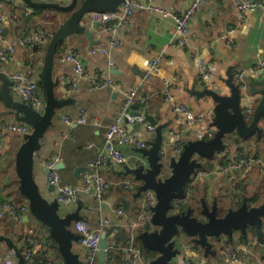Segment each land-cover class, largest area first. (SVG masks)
<instances>
[{"label": "crops", "instance_id": "1", "mask_svg": "<svg viewBox=\"0 0 264 264\" xmlns=\"http://www.w3.org/2000/svg\"><path fill=\"white\" fill-rule=\"evenodd\" d=\"M45 2H58L68 4L71 0H43ZM194 0H155V4L172 13H180L191 6ZM4 13V31L6 37H0V50L8 49L9 45H15L16 51L7 63H0V69L8 76L13 73L25 71L29 66L34 67L41 85V71L44 63L45 52L42 48L24 47L18 41L27 30H33L35 26L45 25L48 21L60 25L67 17L66 15L55 16L56 11L45 9L36 11L28 6L22 7L21 0H6ZM17 15V19L13 16ZM83 24L88 26L94 33L97 43L92 49H104L105 55L92 54L89 40L85 36H70L57 52L54 63V79L59 80L55 88L57 99H73L70 104L59 110V114L53 118L52 125L46 131L40 144L41 148L35 155L34 177L41 194L52 200L54 193L49 191L50 185L47 179L46 163L54 156H60L62 163L59 165V174L62 182L67 185H79L86 170L87 164L96 156L97 150L104 144L105 133L108 126L120 115L121 103L124 95L121 91L112 89H99L90 91L89 82L78 76L74 66L62 61L60 54L66 50L75 51L84 61L88 74H97L112 77L120 83L124 89L138 88L149 97L145 108L140 109L143 113L147 110L155 116L159 124H168L165 134L168 140L164 146L173 142L171 131H179L184 126V121L178 115L169 102H166L165 90L169 89L175 101L187 104L196 114L211 113L214 115V103L210 98L199 99L191 94L196 88L203 90L209 87L220 88L222 94H229V89L221 82L227 78L229 70L235 76L237 70L245 72L249 88L255 81L264 80V71H259V63L264 59V15L261 11L240 13L236 0H205L199 6L190 20V34L186 44H180L182 36L177 32L175 21L170 17H162L155 13L138 12L132 17L131 29L122 40V45L112 48L110 45L111 35L100 33L92 24L91 14L88 15ZM57 26V28H58ZM233 31L228 37V32ZM160 59L157 69L149 71V78L145 79L147 71L144 70V62ZM209 67L212 78H202V65ZM136 69V71H134ZM77 81L74 87L72 82ZM1 87V83H0ZM13 94L15 91L13 88ZM247 95L242 99V107L247 110L252 107L255 111L261 96ZM15 98L19 99L16 95ZM87 111L88 122L86 124H68L66 119L75 120L81 110ZM134 110L133 112H138ZM254 114V113H253ZM213 119V118H212ZM95 122V124L93 123ZM213 121L206 120L198 123L196 130L208 129ZM19 122L14 114L5 108L0 101V133L3 137V146L0 157L3 160L0 167V195L18 205H27L28 201L19 192L20 181L16 173V156L25 142L24 135L9 131L2 132V126ZM260 126L264 129V117L260 120ZM142 128V127H136ZM135 128V129H136ZM155 135L148 136V142ZM239 140L241 147L249 156L264 158V136L256 135L249 139H240L234 135L229 138L232 145ZM93 145V147H91ZM234 146L230 148L228 155L218 159L221 162L210 163L205 161L206 169L197 172L193 181L197 185L191 204L195 206L197 201L206 198L213 205L215 198L227 209L232 207L224 203L227 195H233L234 203L238 207L242 201L240 181L246 186V193L254 192L264 202V174L256 168L244 170L236 174V180L229 182L224 175L214 174L227 160L234 159ZM125 153L131 157L128 165H119L109 162L103 174L109 183V187L101 200L81 194L79 199L68 206L61 207V212L66 215L80 209V214L89 221L94 228H98L101 220L108 219L110 225L105 228L108 241L118 238L119 248L112 250L113 261L123 263L125 259V248L129 242L125 240L129 233L131 224L137 219L140 210V197H136L137 184L132 176L122 173L134 164L142 156L135 148L127 147ZM211 159V160H214ZM136 161V162H135ZM212 164V165H211ZM204 173L200 177V173ZM133 181L135 188L129 190L125 182ZM255 196V195H253ZM29 206V204H28ZM122 208L123 215H116L114 210ZM153 231V227L145 225ZM109 232V234H108ZM143 232V231H142ZM140 232L134 240L135 245H142L139 239ZM29 236L41 239L51 237L49 230L30 216V221L25 218L22 223H17L13 218L4 216L0 218V264L18 263V257L13 245L23 253L24 241ZM250 240L255 237L249 236ZM224 245L228 243V237H223ZM241 233H236L232 238L230 247L242 249ZM219 245V244H218ZM74 252L79 254L81 264L85 252L83 247L74 243ZM180 256L174 260V264H180V257H189L194 264H264V253L261 247L255 250L258 259L252 256H241L237 263H230L223 255L222 248L215 247L217 256L210 262L204 256V250L194 248L190 240L182 242L179 246ZM54 257L58 264L63 263L58 248L54 250ZM39 255L31 260L26 259V264L37 262ZM38 263V262H37Z\"/></svg>", "mask_w": 264, "mask_h": 264}, {"label": "water", "instance_id": "2", "mask_svg": "<svg viewBox=\"0 0 264 264\" xmlns=\"http://www.w3.org/2000/svg\"><path fill=\"white\" fill-rule=\"evenodd\" d=\"M123 1L71 0L68 4H60L43 0H21L22 7L28 6L36 11L51 9L56 11V17L58 15L67 17L54 31L45 51L41 71L42 88L46 99L43 112L36 111L31 102L17 100L13 94L14 82L0 69V101L19 122L26 123L32 128L31 133L24 135L25 142L16 156L19 192L29 204V213L25 216V221H30L31 216L49 230L63 259L62 264H81L80 256L73 248L81 236L71 227L73 222L84 220V217L80 214L81 208L63 215L56 200L55 187L50 186L49 191L54 195L52 200L47 199L41 194L34 177L35 155L41 148L42 138L52 125L53 118L59 114V110L73 100H60L55 96V88L59 85V80L54 79L53 73L57 50L72 35L85 36L92 50L97 41L90 28L83 24L84 19L95 12L115 11ZM6 35L4 31L2 36ZM221 82L229 89V94H222L218 86L211 88L208 85L203 90L194 88L191 91L193 96L199 99L210 98L215 104L211 124L215 129V135L210 140L189 141L179 157L168 153L167 157L162 158L161 153L165 141L168 140L164 133L168 124H159L155 116L149 114L147 110L143 113L145 122L156 128L155 136L148 142V148L137 149L147 164L136 162L134 167L127 168L122 174L133 177L138 186L136 197L153 191L157 198L156 205L151 208V226L154 229L143 231L138 236L143 248L157 254L151 264H174V260L181 254L179 246L187 239H191L204 250L205 258H215L218 253L214 247L215 241L222 240L223 237L232 239L236 233L246 235L250 230L254 231L257 243L264 253V202H256V195L249 196L243 181H240L242 201L237 208L226 209L218 198H215L211 206L206 198L201 200L200 207L179 208L175 205L177 200L185 198L189 183L198 171L205 168L206 160L216 157L223 159L228 155L231 136L236 135L242 139H249L255 135L259 138L264 136V129L260 126V120L264 117V80L253 82L248 90L249 95L261 96L251 122L246 120V110L242 107V99L247 93L236 84L231 70L228 71L227 78ZM132 109L140 108L135 106ZM128 127L130 130L133 129L132 126ZM228 199L235 201L233 195H227L226 201ZM13 247L18 257L17 264H26L21 250L14 245ZM108 247V237L104 232L99 253L101 264H106Z\"/></svg>", "mask_w": 264, "mask_h": 264}, {"label": "built area", "instance_id": "3", "mask_svg": "<svg viewBox=\"0 0 264 264\" xmlns=\"http://www.w3.org/2000/svg\"><path fill=\"white\" fill-rule=\"evenodd\" d=\"M64 1V0H60ZM6 0H0V37L4 32V22L6 15L4 13ZM155 0H124L119 8L112 12L104 13H92L91 20L100 33H109L111 35L110 45L112 48H118L122 45V40L127 36L131 29L132 17L138 12L155 13L162 17H170L175 21L177 32L181 34L182 40L180 44H186L187 37L190 34V20L193 17L196 10L202 5L205 0H194L190 7L180 13L168 12L155 3ZM237 8L239 12H254L261 11L264 15V0H236ZM17 19V15L13 16ZM233 31L228 32V37ZM50 40L38 31H32L31 33H24L19 38V45L24 47H36L42 48L46 51ZM16 51L15 45H9L8 49L0 50V63H7L12 55ZM91 53L105 55L107 53L104 49H92ZM62 61L70 63L74 66L75 71L79 77L87 79L89 82L90 91L99 89H112L121 91L124 95V99L121 103L120 115L115 121L108 126L105 133L104 144L97 150L96 156L87 164L84 176L79 185H67L62 182V178L59 174V165L62 163L60 156H54L46 163L47 179L50 186L55 187L56 200L61 207L68 206L75 203L81 194L88 197H94L101 200L104 193L109 187V183L103 174V170L109 162H113L119 165H128L131 161V157L125 153V149H145L148 148V136L155 135V127L146 123L143 116V112L140 110L144 108L149 100V97L143 94L140 89L133 88L126 90L112 77H105L104 75H90L86 71V65L83 59L72 50H66L60 54ZM160 65V59H154L152 61L144 62V70L147 71L145 79L149 78V71L157 69ZM259 71H264V59L259 63ZM202 78L209 80L212 78V73L209 67L205 64L202 65ZM10 79L14 82L15 95L23 101L31 102L33 108L38 112H43L46 106V99L40 85L38 74L34 67L29 66L25 71L19 73H13L9 75ZM235 82L241 88L243 92L249 90L248 83L246 81L245 72L237 70L235 73ZM73 86L77 85V81L72 82ZM165 95L166 102L172 105L173 110L178 115L180 120L184 121V126L179 131H171L170 136L173 138V142L167 147L164 146L161 153L162 158L167 157L170 151H173V155L179 157L185 145L189 141L194 140H210L215 135V129L210 126L208 129L199 131L195 129L198 123H204L206 120L213 121L214 115L211 113H194L191 108L185 104L175 101V98L170 92L169 85L166 86ZM139 107L138 112H133V107ZM254 109L249 107L245 111V118L251 122L253 118ZM88 122L87 111L81 110L80 115L75 120L66 119L68 124H86ZM95 124V122H93ZM140 124L136 128V125ZM128 126H132L130 130ZM138 127V126H137ZM136 128V129H135ZM9 131L13 133H20L23 135L32 132V128L26 123H14L2 126V132ZM3 146V137L0 133V150ZM234 146V158L229 159L218 170L213 173L224 175L229 182L236 180V174L243 172L244 170L256 168L260 173L264 174V158L249 156L242 151L241 144L238 141H234L231 145ZM93 147V145H91ZM231 148V147H230ZM228 150V153L230 151ZM136 162V161H135ZM139 163L147 164L146 160L141 157L137 160ZM3 160L0 157V167ZM200 177L204 176V173L199 174ZM197 181H191L187 187V195L185 198L179 199L175 202V205L179 208L185 207V204L190 200L191 195L194 192V184ZM127 189H134L135 183L133 181L125 182ZM255 195L254 192L249 196ZM157 203L156 195L153 191H147L140 197V210L137 219L131 224L129 230L128 247L125 248V259L122 264H151L152 260L146 259L142 251L135 245L134 240L138 234V229L144 227L147 223H151V208ZM116 215H123L122 208L114 210ZM29 213V206L18 205L9 199H4L0 195V218L9 216L13 218L17 223H22L25 216ZM110 225L108 219L101 220L99 227L94 228L89 221L81 220L73 222V231L81 236L80 244L84 249L85 256L82 264H101L99 259L100 243L102 234L105 232V228ZM223 255L229 260L230 263H237L241 256H252L259 261V255L255 251L256 248L261 247L257 243V239L250 240V242L243 244L242 249L238 247H230L222 243ZM56 242L50 239H41L36 236H29L24 241V248L22 255L25 259L31 260L35 257L36 253L39 258L42 257L37 264H58L54 257V250L57 249ZM119 248L118 241L112 238L109 241V247L107 249L106 264H121L116 263L113 259H110V252ZM180 256V255H179ZM8 264L12 262L8 261ZM180 264H194L189 257H180Z\"/></svg>", "mask_w": 264, "mask_h": 264}, {"label": "trees", "instance_id": "4", "mask_svg": "<svg viewBox=\"0 0 264 264\" xmlns=\"http://www.w3.org/2000/svg\"><path fill=\"white\" fill-rule=\"evenodd\" d=\"M57 26H58V24L57 25L54 24L53 21L52 22L51 21H48L45 25H41V26H37L36 25L33 30L32 29L31 30H27L25 33L28 34V33H31L32 31H38V32L42 33L44 36L48 37V39L50 40L51 37H52V35H53V33H54V31L57 29ZM62 46H63V43L58 47L57 52L60 51V49H61ZM41 87H42V82H41ZM42 90H43V88H42ZM237 141H238V143H240L239 140H237ZM242 151L245 153V151L243 150V148H242ZM188 189H189V187H188ZM194 190H195V187H194ZM186 195H187V192H186ZM256 202H261L262 203L263 201L260 199L259 196L256 195ZM196 203H198V204H195V206H198V207L201 206V201L200 202L197 201ZM191 206H193V205L191 204V197H190V200L185 204V207H191ZM148 226H150V223H148ZM149 230H150L149 227L144 226L142 228H139L137 232L138 233L139 232L141 233L142 231H149ZM108 234H109V232H108ZM128 235H129V233L125 237L126 242L128 241ZM250 235H253L256 238L254 231L253 230H250L246 235L241 234V241L244 244L250 242V239H249V236ZM50 238L51 237H49V239ZM115 239L118 241V244H120V241L118 240V238H115ZM190 243H193L194 248H199V246L197 244H195L194 242H192L191 239H190ZM229 243H232V239H229L228 238V243L227 244L229 245ZM56 247H57V245H56ZM138 248L142 251V253H143V255H144V257L146 259L152 260V259H155L157 257V254L156 253L146 250L145 248H143V246L141 244H140V247H138ZM109 256H110V259H113L112 251L110 252V255ZM40 260H42V257H40V259H38L37 262H39Z\"/></svg>", "mask_w": 264, "mask_h": 264}, {"label": "rangeland", "instance_id": "5", "mask_svg": "<svg viewBox=\"0 0 264 264\" xmlns=\"http://www.w3.org/2000/svg\"><path fill=\"white\" fill-rule=\"evenodd\" d=\"M240 138V137H239ZM240 139H242V138H240ZM170 154L171 155H173V151H170ZM207 161V160H206ZM208 161H210V163H214V161L216 162H221V161H219L218 159H214V160H208ZM207 161V162H208ZM205 163L206 162H204V165H205ZM212 165V164H211ZM204 170V169H203ZM205 170L207 171V172H210V170H211V168H210V170H208V169H206V165H205ZM197 184L195 183L194 184V187L196 186ZM224 203H226L227 205H230V206H236V204L234 203V201H232V199H228L227 201H226V199L224 200ZM235 208H237V207H235ZM71 229L73 230V227H71ZM250 236H252V235H250ZM215 245V244H214ZM217 246H219L220 248H222V246H223V244L221 243V244H217V245H215L214 247H217ZM213 259V258H212ZM207 260L210 262V258H207Z\"/></svg>", "mask_w": 264, "mask_h": 264}, {"label": "flooded vegetation", "instance_id": "6", "mask_svg": "<svg viewBox=\"0 0 264 264\" xmlns=\"http://www.w3.org/2000/svg\"><path fill=\"white\" fill-rule=\"evenodd\" d=\"M255 195H256V194H255ZM221 243H224V241H223V240L215 241V245H217V244H221Z\"/></svg>", "mask_w": 264, "mask_h": 264}]
</instances>
